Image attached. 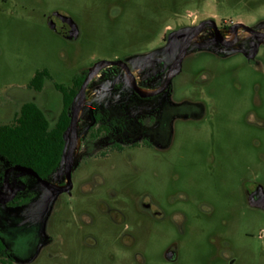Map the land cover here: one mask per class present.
Wrapping results in <instances>:
<instances>
[{
  "label": "rangeland",
  "instance_id": "obj_1",
  "mask_svg": "<svg viewBox=\"0 0 264 264\" xmlns=\"http://www.w3.org/2000/svg\"><path fill=\"white\" fill-rule=\"evenodd\" d=\"M113 9H120L118 0H0V125L33 102L29 85L37 71L50 76L44 102L52 109L60 103L54 85H67L104 58L141 67L139 84L156 87L164 79L154 75L161 66L144 58L160 59L166 67L175 59L182 40H160L172 13L193 12L194 21L211 19L223 30L230 22L264 29V0H133L128 12L114 16ZM52 11L73 22L77 40L66 41L48 28ZM237 37L236 48L249 53L253 38L243 31ZM253 56L249 64L242 52L221 49L206 29L164 92L136 97L122 79L119 97L104 103L111 112L106 137L84 147L80 142L72 190L51 197L25 175L18 202L0 201V264H168L163 253L172 245L176 264H221L216 259L224 247L212 242V231L229 236L234 264H264V210L246 197L255 187L264 192V45ZM111 73L119 72H100L91 91L99 94L100 85L108 86ZM198 100L208 105L205 122L188 116L199 109ZM88 122L84 106L80 138ZM6 167L0 157V175ZM18 176L11 173V181ZM49 181L63 184L62 162ZM99 201L123 218L101 214ZM143 201L159 207L164 220L153 225L139 208ZM184 217L180 235L174 224Z\"/></svg>",
  "mask_w": 264,
  "mask_h": 264
},
{
  "label": "flooded vegetation",
  "instance_id": "obj_2",
  "mask_svg": "<svg viewBox=\"0 0 264 264\" xmlns=\"http://www.w3.org/2000/svg\"><path fill=\"white\" fill-rule=\"evenodd\" d=\"M118 3L120 4V9L119 10L118 9H113L112 10L114 16H117L119 13H122V12H128L127 9L130 8V5H132L133 0H118ZM197 17H198V15L194 14L193 12H188V13H186L183 16H181L179 14H176V13H172L171 25H166V26L163 27V31H162V34H161V37H160L161 42L163 44H168V43L172 44V43H176L179 39H181L182 40L181 45H182L184 43V41H185L186 35H188V33L192 30V28L198 26L200 23H202L204 21H207V20H204V21L196 22V21H194V19L197 18ZM46 24H47L48 28L52 32H55L57 35H59L61 38L65 39L66 41H75L79 37L78 29H77L78 36H77L76 39L68 40L67 38L64 37V35L70 29V26H71V24H73V22L65 14H62L59 11L50 12L48 14V16L46 17ZM215 24H216L217 29L220 31V34L224 38H225V36L227 35L228 32L232 33L230 31V28H232L234 25H243L240 22H234V23L230 22L225 27V30H223L224 27L221 24H217L216 22H215ZM243 26H245V25H243ZM245 27H247V26H245ZM206 29L212 30L210 28H206ZM206 29H204V30H206ZM262 30H263V32H262ZM240 31H243L247 35L251 36L248 32H246L242 28L238 29V33ZM256 31L264 33V29H257ZM231 35L233 36V34H231ZM237 36H238V34L236 35V40L235 41L233 40V38L231 39V41H228V42L234 41V44H233V46L231 48H223V47H220L217 44L216 45L219 46L221 49L223 48V49H226V50H234V52H242V54H244L245 58L249 60V62H250L249 64H253L254 56L250 57V56H252V51L257 49L258 47H262V45H264V42L258 45V41L251 36L254 41H253V43L250 44V52L247 53L246 51H243L242 49L236 48V43H237V38H238ZM197 37L194 38V40L191 42L190 46L194 43V41L196 40ZM225 40H226V38H225ZM102 60H105V61H121V62H123V60L119 59L118 57H114L112 59L104 58V59H101V60H98V61L94 62L85 72L77 74V75H74L69 80L67 85H61L65 89V90H63V92L57 90L55 88V85H54V91L60 97V103H59V106L57 107V109L50 108V106L47 104V102L46 101H45L46 103L44 102V99L46 100V99L49 98L47 95H44L45 94L44 93V83H45V81H50V79L44 77L43 86H42V88L40 90H36L34 88H29L35 94V97H33V102H31V103L35 104L44 113L47 121L49 122V126L51 128H53L59 122V120H60V118H61V116H62V114L64 112L65 98H66V96L69 97V96L72 95V89L75 88V86H74L75 82L80 80L81 83H80L79 87L75 90V93H77V94H76V96L74 94V96L71 97L72 103L71 104L69 103V105H68V107L66 109V115L68 117V126H69L71 111H72L73 106L77 102L80 87H81L83 81L85 80L90 68L94 64H96L97 62L102 61ZM145 61L152 62L153 64L155 63L157 68L161 66V69H157V71H155L154 75L155 76H164V79L159 85H157L154 88H146V87L141 86L139 84V81L137 79L136 70H141V67H138V69L137 68L129 69L128 67L127 68L129 70V72H130V74L132 76V79H133L135 85L137 86V88H139L143 93L147 92L146 90H151V91H149L148 93H145V94H153L156 91H158L164 85L169 66L166 67L165 65H162L160 59L150 60L148 57H145L144 58V62ZM109 68H112V69L113 68H117L119 73H117V74L111 73L109 75V77H108L109 78L108 86L100 85L101 88L98 90L99 94L91 91V83L93 81H95V79L99 76L100 72H102L105 69L101 70L98 74H96L89 81V83L86 86L84 103L82 105L81 110L79 111V113L77 115V122H76L77 136H78L77 144L79 146H80V142H81V146L84 147V146H87L88 144L95 143L96 141L103 140V138L106 137L105 136V132L109 131V125H107V121H108L107 113H111V112L108 110V108L106 107V104H104V103H107V101H110V99L112 100L113 98L119 97L117 95L118 94L117 86L119 85V83L121 82L122 79H123V81H125V84L128 86L129 90L131 91V93L134 96L141 97L131 88L130 80L128 78V75L121 67L112 66V67H109ZM109 68H106V69H109ZM46 73L49 76L47 71H46ZM49 78H50V76H49ZM165 89L162 92H164ZM162 92H160V93H162ZM154 96H156V95H154ZM154 96H151V97H154ZM151 97H147V98H151ZM141 98H143V97H141ZM196 102L198 104L196 107L199 108V109L198 110L197 109L193 110L192 112H190V114L188 116L190 118L196 120L197 122H205L207 120V118H206L207 117L206 110L208 109V105H205V103H203V102H201L199 100L196 101ZM85 104H87V105H85ZM84 106H86L87 111H88L89 122L84 126V133H83L82 137L80 138V136L78 135V122H79L80 117L83 114ZM102 114H105L106 116H103ZM111 124H114V122L110 121V125ZM85 136H86V138H85ZM64 138H65V133H64ZM77 144H76V146H77ZM135 145H133V146H135ZM76 149H75V154L77 153L79 147L76 148ZM7 168L8 167H6L5 169H7ZM72 168H73V166H72ZM5 169L2 171V175H1V177H2L1 178V183H2V186L4 188V191H2V193H5V194L9 195L10 192H8V190L6 189V187L4 186V183H3V174H4ZM11 173H13V172L9 173L8 180H9L10 185L14 189V194L15 195H14V198L10 202L5 203L7 205H11V204H13L15 202H18V200H19L18 196L20 194L24 193L25 189H26V185H25L24 181L22 180V176H25L27 174L18 173V174H20V176H18L17 178L13 179L12 180L13 182H12L11 179H10V174ZM93 176L95 178L98 177L97 174H94ZM73 178H74L73 177V172L71 171V183H72V186H71L70 191L73 188ZM53 184L57 185L56 183H53ZM64 185H65V178H64L63 184L57 185V186H64ZM83 188H84L83 185L79 186V190H81L79 192L82 193V194L84 193L83 190H82ZM92 190H93V185L90 186V191H92ZM262 193L264 194V192L262 191L261 188L255 187L246 196L247 200H248V204L250 206L254 207V208H258V209L264 210L262 207H260L258 204H256V202L259 199L262 198ZM27 203H28V200L26 199L22 204H18L17 206H23V205H25ZM97 207H98L99 211L101 212V214H103L104 216H107V217L109 216L111 219H113V216H120L121 218H123V215H122L121 211H119L118 209H115V208H110L108 206V204L103 202V201H99ZM139 208L144 213V215H146L150 219V222L154 223L153 225H156L157 223H160L161 221L164 220L163 212L159 209V207L155 206L150 201L141 202L140 205H139ZM82 216H85V214L83 213ZM184 223H185V217H184V221L182 223H175L174 224L175 228L177 229V231L179 232L180 235L184 234V228H183L184 227ZM207 235L209 236V238L212 237V238L215 239L214 241L211 240L212 242L218 243L219 245H222L224 247V252L220 251V253L217 255L218 257H217L216 261L221 263V264H234V262H235V259H234V256H233L234 254L230 253V251H229L231 249V244H232V243H230L228 241L230 239L229 236L226 237L225 234L218 233L216 231L209 232ZM100 236H101V234H100ZM130 237H132V236L130 235ZM87 238H90V237L88 236V237H86V239ZM4 251L5 250H3L2 253H4ZM163 258L168 264H176V262L178 261V253H177V249H176L175 245H172L171 247H169L163 253Z\"/></svg>",
  "mask_w": 264,
  "mask_h": 264
},
{
  "label": "trees",
  "instance_id": "obj_3",
  "mask_svg": "<svg viewBox=\"0 0 264 264\" xmlns=\"http://www.w3.org/2000/svg\"><path fill=\"white\" fill-rule=\"evenodd\" d=\"M44 77L50 79L45 70L37 71L29 88L40 90ZM80 83V80L76 81L72 95L66 96L64 112L53 128L49 126L44 113L31 102L21 105L11 122L0 125V157L7 167H27L40 178L49 181L62 162L66 146L64 133L68 127L66 109L72 103L71 97L74 94L76 96L75 90ZM55 88L61 92L65 90L57 84ZM3 250L4 246L0 241V253Z\"/></svg>",
  "mask_w": 264,
  "mask_h": 264
},
{
  "label": "water",
  "instance_id": "obj_4",
  "mask_svg": "<svg viewBox=\"0 0 264 264\" xmlns=\"http://www.w3.org/2000/svg\"><path fill=\"white\" fill-rule=\"evenodd\" d=\"M210 28L214 31L215 34V44L219 45L220 47L223 48H231L234 44V41L236 40V35L238 34V29L242 28L246 32H248L253 38H255L258 41V45L264 42V33L258 32V31H252L248 27H245L243 25H234L232 28H230V31L232 32L234 36V41L232 42H227L225 41V38L222 37L220 34V31L217 29L216 24L212 20L204 21L200 23L198 26L192 28V30L186 35L184 43L179 47L177 51V55L173 62L169 65L167 75H166V80L164 85L155 93L153 94H145L143 93L137 86L135 85L132 76L127 68V66L121 62V61H99L96 64H94L85 80L83 81L80 90H79V95L76 104L73 106L72 111H71V116H70V121H69V126L65 132V150L62 158V165H63V173H64V178H65V185L64 186H57L49 181H46L42 178H40L32 169L23 167V166H10L7 169H5L4 174H3V183L8 192L10 194H5L0 191V201L7 203L10 202L14 198V189L10 185L9 180H8V175L10 172H18L21 174H27L32 176L36 181L46 190L50 193L51 197L61 195L63 193H67L70 191L72 183H71V171H72V166H73V159L75 156V149H76V144L78 142V136H77V115L79 111L82 108V105L84 103L85 99V89L89 81L96 75L98 74L101 70L112 67V66H118L121 67L128 75V78L130 80V85L131 88L141 97L147 98L151 97L154 95L159 94L162 92L167 86L168 83L173 75V72L175 69L178 67L180 62L182 61L184 55L186 54V51L188 50V47L190 46L191 42L194 40V38L199 35L204 29ZM78 36V31L77 28L74 24H71L70 29L67 31V33L64 35L65 38L68 40H74ZM256 204H258L260 207L264 209V194L262 193V198L259 199Z\"/></svg>",
  "mask_w": 264,
  "mask_h": 264
},
{
  "label": "bare ground",
  "instance_id": "obj_5",
  "mask_svg": "<svg viewBox=\"0 0 264 264\" xmlns=\"http://www.w3.org/2000/svg\"><path fill=\"white\" fill-rule=\"evenodd\" d=\"M231 34H232V33H230V32L227 33V35L225 36V38H226L225 41H227V42H228V41H231L232 38H233V40H234V36H232ZM197 36H198V35H197ZM197 36H196V37H197ZM146 91H147V92H145V93H148V92H149V90H146ZM78 147H79V145L77 144L76 148H78ZM76 150H77V149H76Z\"/></svg>",
  "mask_w": 264,
  "mask_h": 264
}]
</instances>
